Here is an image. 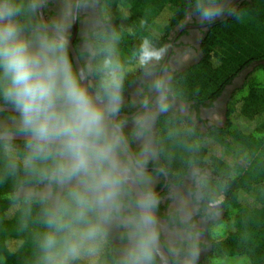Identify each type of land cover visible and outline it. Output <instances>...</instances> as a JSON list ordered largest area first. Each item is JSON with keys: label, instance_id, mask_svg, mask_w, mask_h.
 Here are the masks:
<instances>
[{"label": "clouds", "instance_id": "9594fccd", "mask_svg": "<svg viewBox=\"0 0 264 264\" xmlns=\"http://www.w3.org/2000/svg\"><path fill=\"white\" fill-rule=\"evenodd\" d=\"M228 15L243 21L232 0H186L203 28ZM123 36L106 0H0V198L30 264H201L219 239L235 173L202 161L177 87L199 53L143 35L125 56Z\"/></svg>", "mask_w": 264, "mask_h": 264}, {"label": "trees", "instance_id": "16d2710c", "mask_svg": "<svg viewBox=\"0 0 264 264\" xmlns=\"http://www.w3.org/2000/svg\"><path fill=\"white\" fill-rule=\"evenodd\" d=\"M114 23L124 30L120 44L127 56L143 35L163 43L183 20L186 0H106ZM243 21L228 15L208 25L200 57L177 75V87L188 101L211 105L234 77L241 79L225 101L220 125L197 127L200 157L214 177L229 179L223 205V231L201 264L228 253L264 264V0L233 5ZM141 20L145 21L141 26ZM131 28L134 35H129ZM7 189H0V193ZM15 212L0 198V264H30L31 242L18 234Z\"/></svg>", "mask_w": 264, "mask_h": 264}, {"label": "flooded vegetation", "instance_id": "af4514ba", "mask_svg": "<svg viewBox=\"0 0 264 264\" xmlns=\"http://www.w3.org/2000/svg\"><path fill=\"white\" fill-rule=\"evenodd\" d=\"M238 1L239 0H232V6L235 5V3ZM184 22H185L184 28L182 30L175 31V32L171 31L170 35H169V39H170V37H172L174 35L175 40L180 42L179 46H181V47H193L194 46L196 48L197 52L199 53V56H198V59H199V57L201 55L200 54V41L203 37V33L207 30L208 26L206 28L201 27L195 21V19H193L191 21H184ZM177 27L178 26H176L175 29H177ZM198 59H196L195 61H193L189 65L194 64ZM239 84H240V82H239L238 78L234 77L232 79V81L225 86V89L213 100V102L209 106H207L205 104H195L193 101H189L193 110H194V115L199 114L200 118H199L198 127L200 129L204 130L207 127H209L210 125H215V124L220 125L222 123L223 117H224L225 101L229 95L228 94L226 97V92H228V90L231 88V86L234 87V86H237ZM232 88H231V90H232ZM211 108H215V112L217 113L218 117L220 116V114L222 116L219 119L213 120V121H209L208 119L204 118L206 111L208 109H211ZM215 117H217V116H215ZM218 123H220V124H218ZM208 243L210 245L209 239H208ZM209 248H210V246H209ZM209 248H208V250H209ZM203 257L204 256H202V258H201V263L203 261Z\"/></svg>", "mask_w": 264, "mask_h": 264}, {"label": "rangeland", "instance_id": "374dc122", "mask_svg": "<svg viewBox=\"0 0 264 264\" xmlns=\"http://www.w3.org/2000/svg\"><path fill=\"white\" fill-rule=\"evenodd\" d=\"M240 82H241V79L239 80ZM233 86H231V88H232ZM231 88L228 90V92H226V97H227V95L229 94V92L231 93ZM212 109V108H211ZM217 117H215L213 120H217V119H219L222 115L220 114V116L218 117V115H216ZM213 120H211V121H213ZM224 223H220V224H218V226H217V230H218V232H221V231H223V229H224Z\"/></svg>", "mask_w": 264, "mask_h": 264}]
</instances>
